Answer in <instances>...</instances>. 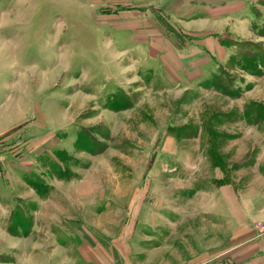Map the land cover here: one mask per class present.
Instances as JSON below:
<instances>
[{
    "label": "rangeland",
    "instance_id": "374dc122",
    "mask_svg": "<svg viewBox=\"0 0 264 264\" xmlns=\"http://www.w3.org/2000/svg\"><path fill=\"white\" fill-rule=\"evenodd\" d=\"M19 1L31 9L6 31L19 49L5 62L36 115L0 146L13 236L107 248L127 231L133 252L164 249L136 264H200L237 210L264 211V0ZM156 33L201 50V75L164 77Z\"/></svg>",
    "mask_w": 264,
    "mask_h": 264
},
{
    "label": "crops",
    "instance_id": "0c3cea01",
    "mask_svg": "<svg viewBox=\"0 0 264 264\" xmlns=\"http://www.w3.org/2000/svg\"><path fill=\"white\" fill-rule=\"evenodd\" d=\"M26 2L24 1L25 4L34 3L32 1ZM19 4H21L19 0L17 2L16 0H0V146L6 133L22 124L27 126L36 115L35 99L31 97L28 90L27 93H24L19 86L22 84L21 79L27 76L21 77L19 64L15 62V59L8 63L5 62L6 59H9L10 54H15L19 49L15 44L5 40L6 31L13 37L15 32L13 23L22 19L26 20L24 13L31 9L27 10L25 5L21 7ZM32 6L34 7V4ZM7 27L9 28L6 29ZM157 35L160 38L159 42L165 44L167 49L162 53V58L158 57L165 65L162 67L164 77L171 78L173 84L181 82L189 84L180 78L190 81L196 75V72L193 71L207 65L206 60L198 59L201 57L199 53L203 54L202 51L185 42L180 48H176L172 41L166 38L165 34L159 33ZM118 36L123 42L125 34L120 33ZM129 42H134L133 37H130ZM144 45L142 44L140 49L143 50ZM140 49L137 48L138 51ZM144 50H147L145 53L148 54V47H144ZM214 50L218 49L215 48ZM185 69L186 72L181 75L182 70ZM199 73L201 75L202 71L199 70ZM7 85L13 86V93L6 94ZM31 102H33L32 113ZM31 126L35 127L33 124ZM11 165L12 163L8 162L5 152L0 148V214L3 215L6 208L12 207L9 205V200L13 203L15 199V185L10 183L13 180L14 171ZM236 213L233 218L236 219L237 224L234 225L235 231L231 234L227 245L216 251L206 252L200 264H264V211L254 209L253 211L243 210L240 212L237 210ZM8 225L9 223L1 216L0 264H136L134 262L138 256L146 255L149 258L158 259L160 254L164 253V249L161 248L157 249L156 252L149 250L133 252V245L135 244L129 239L131 237L133 240L132 232L127 231L124 236L112 238L109 247L106 248L99 242L92 245L78 241L73 242L74 238L72 239L70 234L67 235L68 240L64 239V242L68 241L69 244L59 243L57 238L49 236L37 244V238L33 235L22 242V239L16 238L8 231ZM36 225L34 223V227ZM43 225L46 229L64 228V224L60 223L61 227L59 225L54 226L55 223L51 221H44ZM128 234L129 237H127ZM61 235L63 238H67L64 233ZM6 258L11 259V262L6 263Z\"/></svg>",
    "mask_w": 264,
    "mask_h": 264
}]
</instances>
